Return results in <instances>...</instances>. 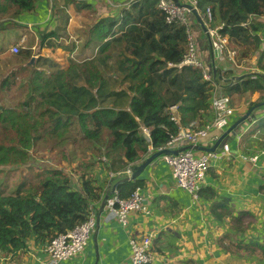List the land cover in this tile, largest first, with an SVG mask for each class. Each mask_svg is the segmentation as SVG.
<instances>
[{"label":"trees","instance_id":"trees-1","mask_svg":"<svg viewBox=\"0 0 264 264\" xmlns=\"http://www.w3.org/2000/svg\"><path fill=\"white\" fill-rule=\"evenodd\" d=\"M38 1L0 0V26L2 18L8 17L6 20L11 21L23 12L34 10ZM64 2L73 4L77 10L88 7L77 0ZM207 6L212 9L213 25L217 22L224 24L221 31L227 34L229 45L232 43L237 47L230 45L236 50L238 60L258 53L256 78L244 73L231 82L217 73L215 82L224 87L225 92L232 91L239 98L256 91L264 92V43L258 35L251 34L262 26L253 24L249 33L241 26L248 16L264 14V0L199 2L200 9ZM129 7L135 10L134 23H137L138 30L125 38L131 46L124 79L129 81L131 93L127 108L98 105L100 101L91 92L90 81H99V85L104 82L107 86L114 81L111 77L108 80L104 71L103 75L100 73L95 58L72 64L74 76L68 69L57 70L49 77L29 63L27 50L19 56L23 66H10L0 76L1 177L8 172L23 173L21 168L31 158L29 151L42 144L51 145L50 151L58 148L69 163L65 166L59 160L56 165L45 158L40 159L33 176L23 173L19 182L0 188V259L23 250L31 236L50 240L86 219L90 205L101 197L89 173L92 154L104 156L112 170L123 161L117 168L127 170L148 157L149 146L154 150L163 147L180 126L195 128L201 124L202 113L209 108L208 82L202 80L197 68L167 67L168 63L180 62L186 51L185 26L180 22L166 23L152 0L132 2ZM86 32V43H103L100 54L113 46L112 19L99 20ZM54 33L44 32L41 41ZM77 81L89 84L88 88ZM167 94L174 95L173 101L168 102ZM4 97L8 103L3 102ZM263 101L264 94L251 101L247 111L255 112L264 105ZM174 102L179 103V124L170 119L167 108ZM141 126L149 130V139L140 134ZM242 139L251 140L264 152V114ZM65 143L70 144L68 152L75 159L68 157ZM80 157L81 161L75 162ZM120 173L114 172L113 176L120 180L116 191L121 197H127L138 180L123 181L125 175ZM76 178L78 188L72 184ZM244 219L247 223L243 222ZM251 221L250 213L240 212L234 218L233 227L242 230Z\"/></svg>","mask_w":264,"mask_h":264},{"label":"crops","instance_id":"crops-1","mask_svg":"<svg viewBox=\"0 0 264 264\" xmlns=\"http://www.w3.org/2000/svg\"><path fill=\"white\" fill-rule=\"evenodd\" d=\"M77 1L88 4V7L77 10L73 4H66L64 0H40L34 10L23 12L11 21L4 20L0 26V38L10 29L7 25L18 24L13 29L18 41L10 44L8 48L14 44L21 48L22 42L31 38L30 46L24 48L30 53L29 63L31 57L34 59L31 65H35L38 71L49 77L57 70L68 69L71 76H74L75 71L69 67L73 62L71 58L68 59L70 48L66 44L71 42H68L63 35L82 41L86 39V30L92 24L110 18L113 22V59H109L107 55H100L102 42L86 43L85 41L79 48V60L76 58L75 60L80 63L95 58L100 73L103 75L104 71L108 80L113 79L114 82L108 84L110 87L117 86L119 78L129 84V81L124 79L130 63L126 60L131 56L129 50L131 46L126 43L125 38L130 32L138 30L137 23H134L135 10H130V7L128 9L126 6L128 0H113V3L118 2L117 5L107 11L102 10L104 0ZM191 22L192 30L194 29L197 34H205L194 19ZM250 22L247 32L253 30V24L262 26L258 32L251 31V34L260 37L264 33V14L252 17ZM214 24L217 25L218 22ZM49 31L56 33L42 40V43L41 35ZM205 36L197 46L200 57L208 63L211 50L209 39ZM230 45L237 49L234 44L230 43ZM7 52L11 54L10 51ZM2 55L3 53L0 52V57ZM257 58L258 53H252L241 60L257 68ZM108 61H111L110 65L117 71V75L111 78L106 71ZM2 62L6 66L4 59ZM15 65L23 66L24 63L18 60ZM224 67L226 72L223 78L231 79V82L244 74L241 69H232L228 65ZM8 68L9 65L5 70ZM90 82L91 92L99 97L102 105L103 102L105 103V96L108 94L112 96L116 89L115 87L113 92H106L104 82L100 85L99 81ZM77 84H84L86 88L89 86L78 81ZM220 88L226 93L223 91L224 87ZM230 93L231 104L235 110L233 122L247 111L251 101L261 98L264 94L263 91H256L239 98L234 92ZM173 94H167L168 102L173 101ZM129 95L131 96L129 90L120 94L126 99H130ZM254 113L255 120H246L238 128L239 137L229 134L224 138V142L229 144L230 153L226 157L211 160L197 202H192L186 192L175 186L170 168L163 158L164 155L154 159L137 177V186H141L143 191L151 196L148 212H129L125 226L110 214L104 204L102 205L103 196L109 190V185L117 183L118 186L120 182L119 179L110 177L109 173L121 172L120 174L126 175L123 173L126 170L117 168L123 164V161L117 163L112 170L108 161L106 163L101 160L103 156L92 154L90 160L92 167L89 173L101 194L100 200L94 201L89 208H92L94 213V228L84 249L64 264H129V238L144 235L150 236L152 241L150 250L153 255L148 264H264V154H261L262 148L251 143V140L242 139L243 134L253 129L256 120L264 114V105ZM178 115L180 119L179 108ZM224 132L213 133L218 138H210L207 145L212 146ZM153 151L155 150L149 149L148 156ZM72 184L74 188H78L77 178ZM240 212L250 213L252 221L242 230H235L234 218ZM243 222L247 223V220L244 219ZM48 240V237L42 239L35 235L31 236L27 239L23 250L7 254L0 259V264H45L47 262L45 245Z\"/></svg>","mask_w":264,"mask_h":264},{"label":"built area","instance_id":"built-area-1","mask_svg":"<svg viewBox=\"0 0 264 264\" xmlns=\"http://www.w3.org/2000/svg\"><path fill=\"white\" fill-rule=\"evenodd\" d=\"M136 1L139 0H128L126 6ZM152 1L155 2L156 7L163 14L166 23L180 22L185 26L186 51L180 62L177 64L168 63L167 67L174 66L181 69L189 66L197 68L201 71L202 80L209 84V108L202 113L201 124L195 128L180 126L176 133L170 135L166 144L156 150L163 148L176 149L182 146H208L207 143L210 138H218L213 133L220 134L224 132L233 123L232 118L235 114L229 95L218 92L220 85L215 82L212 69L215 68L216 74L218 73L219 76H222L226 71L224 65H228L232 69H241L244 73L251 74V78H256L255 73L258 70L253 65L237 59V52L229 45L227 34L221 31L224 24L213 25L211 7L207 6L204 10L200 9V0H182L179 1L180 5H177L174 0ZM252 17L254 15L248 16V19L242 22L241 26L249 29ZM192 19L209 39L211 58L208 63L199 55L197 42L192 30ZM260 40L264 43V33L260 35ZM9 51L12 55H16L20 51V46L14 44L9 48ZM218 66L223 67L218 68ZM167 108L170 119L179 124V103L168 104ZM140 134L149 139V130L147 128L141 126ZM237 136L239 137L238 134L235 137ZM148 149L153 150L152 146H149ZM229 153V144L224 142L214 151H196L193 147H190L176 154H165L163 158L170 168L175 186L186 192L192 202H197L200 199V191L211 160L226 157ZM261 154H264L262 150ZM255 159L256 157H254ZM101 160L107 163V159L104 156ZM124 173L126 175L129 174V169ZM109 175L113 177L114 173L110 172ZM150 198L151 196L145 193L141 186H135L127 197H121L117 191H114L105 200L104 206L122 226H125L129 212H148ZM94 224V213L91 208L83 222L71 230L53 236L45 245L47 254V262L45 264H64L65 261L78 255L87 244ZM151 243V238L148 235L130 237L128 240L130 246L129 264H148L153 255L150 250Z\"/></svg>","mask_w":264,"mask_h":264},{"label":"rangeland","instance_id":"rangeland-1","mask_svg":"<svg viewBox=\"0 0 264 264\" xmlns=\"http://www.w3.org/2000/svg\"><path fill=\"white\" fill-rule=\"evenodd\" d=\"M202 1L203 0L200 1L201 4H202ZM117 3H113V0H104L103 5H102V10L107 11V10H110V8L113 9L117 5ZM7 18L8 17L2 18L1 22H3V20H6ZM16 25H18V24L10 23L9 25H7V27H10V29L6 30L3 33L2 38H0V52L3 53V55L0 57V75H2L4 73L3 71L7 68L8 65L9 66L15 65V63H17L19 60L20 53L27 51V49H24V48H28V46H30V44H31V38H28V41L22 42L19 53H17L16 55H11L7 52V51H9L8 46L10 44L18 41V39H16V35L14 33L15 31H13V29H15L14 26H16ZM88 26L89 25H87V27ZM193 35L195 37L197 44L200 43L202 37L205 36V34H203V33L197 34L194 29H193ZM63 37L67 38L68 42H71V43H66L69 45V48H70L68 59L71 58V60L73 61L69 66V67H71L72 64L79 63V62H76V60H79V53H80L79 48L86 41V39L79 41L77 38H76L77 40H74L73 38L67 37L66 35H63ZM61 41L64 42L65 40H61ZM112 51H113V48L111 47V49L106 51L104 54H100V55H107V56H109V59L112 60L113 59ZM75 58H76V60H75ZM3 59L7 63L6 66H5V63L2 62ZM110 63H111V61H108L106 63L108 66L106 71L109 73V75H108L109 77H111L113 75H117V71L114 70V67L112 65H110ZM127 85H129L127 82H122V80H120V78H119V82L117 83V86H115L116 89H115L114 93L112 94V96H109V97L105 96V98H106V100H104L105 103L102 101L103 105L101 103H100V105L109 106V107H113V108H120V107L124 108V107L128 106L129 98L126 99V98H123L120 96V94H124V92H127V90H128ZM115 87L114 86L110 87V86L106 85L105 91L106 92H108V91L113 92V88H115ZM219 93L227 94L229 96L231 94L230 92H228V93L222 92L221 88L219 89ZM97 95H99V94H97ZM129 97H130V95H129ZM4 99L5 100H3V102L8 103L6 101L7 98L4 97ZM230 99H231V96H230ZM239 113H241V111H239ZM65 144H66L65 150H66V153L68 154V157L70 159H75L74 157H71L70 153L68 152V149L71 148L70 144H68V143H65ZM50 146L51 145H49L47 147L46 145L42 144V146H38V147H35L34 149H31L29 151L31 154V158H30L29 162H27L24 165V167L21 168V171L24 174H29L28 176H33L38 169V165H40L39 160L44 159V158L51 161L52 164L54 163L56 165H57V162L59 160L60 161L62 160L60 162V164L62 163L65 166H69V163L66 161V159H63V155L61 154L60 150L58 148H54L53 150L50 151ZM77 151H78V149H76L75 153ZM89 153H90V151H89ZM89 153H88V155H89ZM37 159H38V162H37ZM77 161L78 162L81 161V157L78 158L75 162H77ZM60 167H63V166L60 165ZM23 173L18 174V172H14V173L8 172L3 177H1L2 173H0V188H5L7 185L12 186V184L19 182L21 180V177L23 176Z\"/></svg>","mask_w":264,"mask_h":264},{"label":"water","instance_id":"water-1","mask_svg":"<svg viewBox=\"0 0 264 264\" xmlns=\"http://www.w3.org/2000/svg\"><path fill=\"white\" fill-rule=\"evenodd\" d=\"M177 5H180L179 0H174ZM33 57L30 59V63H33ZM212 74L216 76V69H212ZM241 76L236 77L238 80ZM256 115L254 112H251V109L246 111L242 116H240L237 120H235L226 130L225 132L219 137V139L212 145V146H202V145H195V146H182L176 149H169L163 148L160 150L153 151L148 157H146L140 164H137L129 169V174L125 175L122 179L123 181L133 180L137 178L140 173L157 157L165 154H176L177 152L188 149L193 147L196 151H214L218 146H221L224 143V138L227 137L229 134L236 136L238 128L244 123V121L253 119L255 120ZM117 183L113 185H109V190L104 194L102 205L104 204L105 200L108 198L110 194L115 191Z\"/></svg>","mask_w":264,"mask_h":264},{"label":"bare ground","instance_id":"bare-ground-1","mask_svg":"<svg viewBox=\"0 0 264 264\" xmlns=\"http://www.w3.org/2000/svg\"><path fill=\"white\" fill-rule=\"evenodd\" d=\"M124 172H125V171H124ZM124 172H123V173H124Z\"/></svg>","mask_w":264,"mask_h":264}]
</instances>
